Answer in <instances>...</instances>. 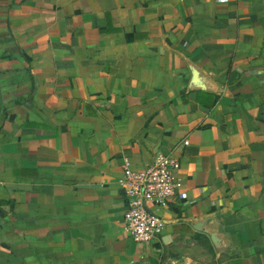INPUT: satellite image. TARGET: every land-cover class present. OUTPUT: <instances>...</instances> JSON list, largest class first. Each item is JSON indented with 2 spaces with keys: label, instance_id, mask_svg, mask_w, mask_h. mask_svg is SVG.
I'll list each match as a JSON object with an SVG mask.
<instances>
[{
  "label": "crops",
  "instance_id": "0c3cea01",
  "mask_svg": "<svg viewBox=\"0 0 264 264\" xmlns=\"http://www.w3.org/2000/svg\"><path fill=\"white\" fill-rule=\"evenodd\" d=\"M163 152L135 244L116 181ZM0 264H264V0H0Z\"/></svg>",
  "mask_w": 264,
  "mask_h": 264
},
{
  "label": "built area",
  "instance_id": "2783aa9c",
  "mask_svg": "<svg viewBox=\"0 0 264 264\" xmlns=\"http://www.w3.org/2000/svg\"><path fill=\"white\" fill-rule=\"evenodd\" d=\"M179 168L177 157L170 152L155 153L152 161L140 169L124 162L116 181L126 200L122 231L135 244H145L159 234L163 222L158 211L184 200Z\"/></svg>",
  "mask_w": 264,
  "mask_h": 264
}]
</instances>
